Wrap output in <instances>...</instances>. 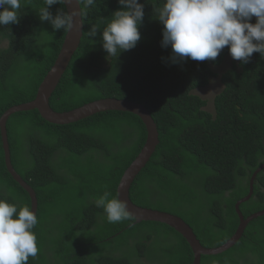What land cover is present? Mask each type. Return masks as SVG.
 <instances>
[{
    "label": "trees",
    "instance_id": "trees-1",
    "mask_svg": "<svg viewBox=\"0 0 264 264\" xmlns=\"http://www.w3.org/2000/svg\"><path fill=\"white\" fill-rule=\"evenodd\" d=\"M144 18L134 49L108 56L103 29L118 0H80L82 39L49 100L67 113L88 103L115 99L143 106L153 119L159 145L129 190L139 208L167 213L185 222L201 246L225 244L238 227L235 204L248 193L251 175L264 162V58L234 60L220 77L222 91L213 113L193 92L206 87L229 55L215 61L173 64L171 49L161 47L157 9L165 0H139ZM44 0H21L19 22L0 27V117L11 107L31 102L51 69L67 30L41 22ZM53 16L66 12L61 4ZM256 21H251L255 23ZM94 26L98 32L90 38ZM163 58V59H162ZM10 161L34 191L39 248L28 264H192L189 246L165 225L133 220L108 223L91 198L116 189L146 139L140 119L106 112L66 126L51 125L36 111L12 115L6 124ZM0 199L28 206L27 193L7 173L0 140ZM243 218L264 211V170L253 195L239 207ZM200 264H264V217L248 224L240 240Z\"/></svg>",
    "mask_w": 264,
    "mask_h": 264
},
{
    "label": "clouds",
    "instance_id": "clouds-1",
    "mask_svg": "<svg viewBox=\"0 0 264 264\" xmlns=\"http://www.w3.org/2000/svg\"><path fill=\"white\" fill-rule=\"evenodd\" d=\"M72 0H44L38 14L41 22H49L54 31L74 28L80 11L59 12L53 16V5H67ZM79 5L80 0H75ZM85 7L95 0H83ZM122 10L113 13L102 31V48L108 56L134 49L141 39L139 31L144 18V5L139 0H118ZM21 0H0V27L19 22ZM162 24L161 47L171 49L173 64L187 61H215L227 47L233 60L248 63L253 53L264 58V0H165L157 9ZM253 17L255 23H251ZM98 30L92 26L90 38ZM163 59V58H162ZM258 169V168H257ZM256 169V170H257ZM250 180V179H249ZM249 184V183H248ZM255 184V182H254ZM105 191L91 198L103 210L108 223L132 220L126 201L111 198ZM37 215L28 206L10 204L0 199V264H28L38 255L37 237L33 231Z\"/></svg>",
    "mask_w": 264,
    "mask_h": 264
},
{
    "label": "water",
    "instance_id": "water-1",
    "mask_svg": "<svg viewBox=\"0 0 264 264\" xmlns=\"http://www.w3.org/2000/svg\"><path fill=\"white\" fill-rule=\"evenodd\" d=\"M63 6L66 12L79 10L80 17L77 15L74 18V28L66 32L56 60L40 83L35 98L29 103L11 107L0 117V140L3 151L4 165L7 173L10 175L13 181L27 193L30 200V210H33L35 213L37 212L36 195L31 187H29L15 172L10 161V150L7 138L6 124L8 119L12 115L36 111L40 118L45 122L55 126H66L75 124L101 113H129L140 119L146 131V139L143 147L141 148L139 154L136 156L133 162L124 171L116 189L117 198L127 202L128 210L134 217V219H132L134 221L133 225H138L141 223H157L169 227L180 237H182V239L189 246L193 256L192 264H200L201 257L218 256L231 249L240 240L249 223L257 218L264 217V211H260L252 214L245 219L239 211L240 205L246 203L251 199L253 195L255 179L257 175L264 170V162L251 175L248 184L247 195L243 199L238 201L234 206V211L238 218V227L235 233L225 244L218 248H203L199 241L196 239L190 227L180 218L167 213L139 208L135 206L129 199V190L134 180L145 168L146 164L149 162V160L155 153L157 146L159 145L156 125L149 112L143 106L122 100L104 99L88 103L78 109L72 110L67 113H57L50 108L49 100L56 90L64 73L66 72V69L73 55L79 48L82 39L83 23L80 4L77 5L75 3V0H72L71 3Z\"/></svg>",
    "mask_w": 264,
    "mask_h": 264
},
{
    "label": "rangeland",
    "instance_id": "rangeland-1",
    "mask_svg": "<svg viewBox=\"0 0 264 264\" xmlns=\"http://www.w3.org/2000/svg\"><path fill=\"white\" fill-rule=\"evenodd\" d=\"M252 21H256V18L253 17ZM5 45V43H0V49L5 47ZM233 62L234 60L228 55L219 67L209 66L210 70L215 74V77L210 79L206 87L193 92V95L206 102V107L204 108L206 112L213 113V99L222 91L220 77L231 68Z\"/></svg>",
    "mask_w": 264,
    "mask_h": 264
}]
</instances>
